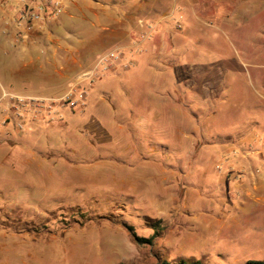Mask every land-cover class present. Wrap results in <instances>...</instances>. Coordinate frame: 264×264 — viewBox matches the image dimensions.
<instances>
[{"label":"rangeland","instance_id":"rangeland-1","mask_svg":"<svg viewBox=\"0 0 264 264\" xmlns=\"http://www.w3.org/2000/svg\"><path fill=\"white\" fill-rule=\"evenodd\" d=\"M175 8L159 23L173 39L157 51L146 43L138 66L79 84L82 112L56 108L24 127L19 149L61 157L41 187H27L31 167L0 174V264L264 262V201L237 186L260 165L243 155L263 134L254 122L264 116V0ZM2 110L0 135L14 130ZM127 228L154 239L137 244Z\"/></svg>","mask_w":264,"mask_h":264},{"label":"crops","instance_id":"crops-1","mask_svg":"<svg viewBox=\"0 0 264 264\" xmlns=\"http://www.w3.org/2000/svg\"><path fill=\"white\" fill-rule=\"evenodd\" d=\"M1 1L0 110L6 107L1 112L2 118L6 119V113H9L14 130L4 128L3 135H0L1 165L8 168L0 174H12L31 167L34 176L27 182V187H41L39 185L50 183L52 177L47 167L52 163L57 168L59 161L53 158L61 157V154L25 152L18 147L29 142L27 134L23 133L24 127L33 129L37 124L50 120L56 108L38 116L30 110L17 117L2 95L61 97L73 86L88 82L87 77L98 61L114 51H119L122 63L138 66L136 57L147 52L143 48L146 43L157 51L167 37L173 39V28L159 23L175 16L177 0H117L112 3H109L110 0H61L62 9L58 16L35 24L32 32L15 23L21 4L17 0H7L8 5L3 7ZM40 2L43 0H28L31 5ZM179 2L183 4L187 0ZM110 5L116 6L111 8ZM149 26H154L152 31ZM155 60L156 57H153V62ZM146 63L151 73H158L152 60ZM119 66L121 63L109 72H115ZM5 122L2 126H7L8 121ZM0 124H3L2 121ZM254 124L263 134L260 137L257 132L252 139H246L245 146L250 147L251 152L243 156L255 154L261 166L255 169L249 180L237 186L244 188L248 201L261 205L264 201V116L259 115ZM5 143L13 146L4 148Z\"/></svg>","mask_w":264,"mask_h":264},{"label":"built area","instance_id":"built-area-1","mask_svg":"<svg viewBox=\"0 0 264 264\" xmlns=\"http://www.w3.org/2000/svg\"><path fill=\"white\" fill-rule=\"evenodd\" d=\"M17 1L21 4V8L18 11L15 23L19 27L22 26L27 32H32L35 24L45 19H55L62 9L61 0H43V2L36 3L35 5H31L28 1ZM1 4L3 7H6L8 1L2 0ZM121 60L119 51L106 54L98 61L96 67L87 77V80L90 81L98 72L107 73L113 70L118 64L121 63L122 65ZM124 68H126V65H124ZM2 98L6 99L7 102L9 99L8 104H10V110L18 117L22 113H27L30 110L37 116L42 112L51 111L54 108L68 107L73 110H82L85 106L86 95L80 89L79 84H77L58 98H35L10 94L2 95Z\"/></svg>","mask_w":264,"mask_h":264},{"label":"trees","instance_id":"trees-1","mask_svg":"<svg viewBox=\"0 0 264 264\" xmlns=\"http://www.w3.org/2000/svg\"><path fill=\"white\" fill-rule=\"evenodd\" d=\"M128 231L131 233L132 235V238L134 240L135 243L137 244H144V243H148V244H151V240L154 239V236L150 239H144V238H141V237H138L134 232L133 230L127 228ZM159 264H168V263H159ZM177 264H200V262L198 261H191V262H185V261H181ZM246 264H264L263 261H249L247 262Z\"/></svg>","mask_w":264,"mask_h":264}]
</instances>
